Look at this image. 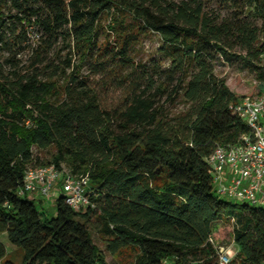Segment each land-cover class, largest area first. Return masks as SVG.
Returning <instances> with one entry per match:
<instances>
[{"label":"trees","instance_id":"16d2710c","mask_svg":"<svg viewBox=\"0 0 264 264\" xmlns=\"http://www.w3.org/2000/svg\"><path fill=\"white\" fill-rule=\"evenodd\" d=\"M146 34L158 47L134 61ZM262 60L264 0H0V235L23 264H106L91 223L128 264H215L225 217L231 264H264V208L217 196L205 163L250 134L229 107L264 88ZM215 61L252 74L257 91L232 92ZM178 102L186 109L172 112ZM33 149L54 154L41 163ZM49 164L87 173L93 208L59 195L48 218L17 195L26 168ZM5 254L0 242V264H13Z\"/></svg>","mask_w":264,"mask_h":264},{"label":"built area","instance_id":"2783aa9c","mask_svg":"<svg viewBox=\"0 0 264 264\" xmlns=\"http://www.w3.org/2000/svg\"><path fill=\"white\" fill-rule=\"evenodd\" d=\"M261 67L264 69V60ZM229 109L245 123L250 134L241 136L234 145L216 146L205 158L211 185L220 198L264 208V88L255 99H242ZM56 187L71 210L79 212L93 208L89 201L88 174L75 175L53 164L26 168L17 195L37 201L43 208ZM215 256V264H231L235 252L231 247H219ZM163 264L177 263L170 260Z\"/></svg>","mask_w":264,"mask_h":264},{"label":"rangeland","instance_id":"374dc122","mask_svg":"<svg viewBox=\"0 0 264 264\" xmlns=\"http://www.w3.org/2000/svg\"><path fill=\"white\" fill-rule=\"evenodd\" d=\"M104 20L101 22V26L104 32L109 31V27L112 26L110 20ZM126 22L129 21L128 17H124ZM18 34V31L16 32ZM105 34H103L104 36ZM41 37V33L38 28L32 26L27 29L26 31V44H29L32 48H35L36 43L39 41ZM114 39V35H111L110 41ZM159 41L154 35L146 34L143 37H140L138 44L135 46L134 52L132 53V58L134 61L138 60H146L149 55H152L154 51L157 49ZM23 46V45H22ZM55 48V52L58 51ZM29 56L30 50H25L19 56H17L18 60H20V66L25 67L29 64ZM81 73H85V68L81 70ZM214 74L219 77L223 78L226 81L227 86L229 87L232 92L236 93L240 97H250L257 91V83L252 74H249L245 71L239 70L237 65L230 66L220 61L214 62ZM167 108V106H165ZM186 107L178 102L172 108V112L175 113L182 112L185 110ZM33 156L38 158L41 163H47L50 161L51 156L54 154L53 149H47L44 151H38L33 149ZM41 166V165H39ZM64 168L68 169L66 166L61 165ZM32 168L38 166H30ZM61 194L59 187H56L55 190L52 192L50 197L44 202L43 210L45 215L48 218H51L55 214V199ZM224 199V198H223ZM234 202V201H233ZM238 203V202H237ZM35 205L38 209L37 201H35ZM94 220H92L93 222ZM220 223V224H219ZM215 225V229L213 231L214 241L218 245H223L227 247H231V249L236 252V248L234 245L231 244L232 237H231V230L230 224L225 217L220 219V222ZM227 225V226H226ZM89 231L91 234L92 241L94 245L100 250L101 256L104 258L106 264H128V258L126 256H111L109 255L104 248V244L100 240V237L97 233L93 230V224L89 225ZM0 242L5 248L6 254L3 258V262L9 261L13 264H23V252L21 249L12 246L6 238L5 234L0 235Z\"/></svg>","mask_w":264,"mask_h":264},{"label":"crops","instance_id":"0c3cea01","mask_svg":"<svg viewBox=\"0 0 264 264\" xmlns=\"http://www.w3.org/2000/svg\"><path fill=\"white\" fill-rule=\"evenodd\" d=\"M39 205V204H38Z\"/></svg>","mask_w":264,"mask_h":264}]
</instances>
